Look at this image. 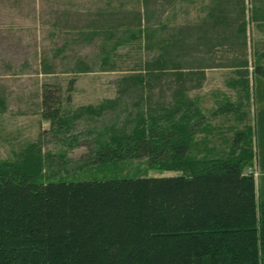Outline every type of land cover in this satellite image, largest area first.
Wrapping results in <instances>:
<instances>
[{"label": "rangeland", "instance_id": "rangeland-1", "mask_svg": "<svg viewBox=\"0 0 264 264\" xmlns=\"http://www.w3.org/2000/svg\"><path fill=\"white\" fill-rule=\"evenodd\" d=\"M176 71L203 116L188 155L225 156L238 131L235 154L254 151L264 0H0V161L37 159L43 182L178 174L146 157L85 161L112 127L169 107ZM135 75L143 82L125 79ZM44 84L59 96L62 128L42 116ZM227 102L232 111L220 112ZM255 168L244 170L258 186Z\"/></svg>", "mask_w": 264, "mask_h": 264}, {"label": "trees", "instance_id": "trees-1", "mask_svg": "<svg viewBox=\"0 0 264 264\" xmlns=\"http://www.w3.org/2000/svg\"><path fill=\"white\" fill-rule=\"evenodd\" d=\"M176 72L169 107L138 113L129 129L112 127L85 161L146 157L150 167L179 173L43 182L37 159L0 161V264H264V90L254 151L235 154L246 140L238 131L227 155L193 158L203 116ZM58 99L42 86L50 129L67 125ZM252 165L258 186L254 169L244 170Z\"/></svg>", "mask_w": 264, "mask_h": 264}]
</instances>
